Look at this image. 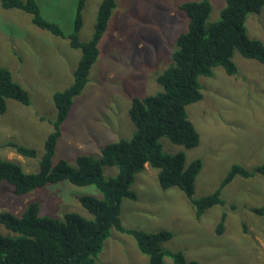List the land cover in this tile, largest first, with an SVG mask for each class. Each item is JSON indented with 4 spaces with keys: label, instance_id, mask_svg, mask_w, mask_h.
I'll return each mask as SVG.
<instances>
[{
    "label": "rangeland",
    "instance_id": "rangeland-1",
    "mask_svg": "<svg viewBox=\"0 0 264 264\" xmlns=\"http://www.w3.org/2000/svg\"><path fill=\"white\" fill-rule=\"evenodd\" d=\"M43 15L72 32L78 0H37ZM102 0H85L82 9V41L94 32L98 6ZM186 0H116L107 28L100 40V53L90 69L89 81L76 98L62 124L55 160L64 157L75 163L77 154L99 156L104 144L130 138L135 130L128 109L132 98L145 97L162 89L157 75L173 63L172 51L179 34L186 30L188 17L179 5ZM209 20L220 18L225 0H211ZM248 34L264 42V7L246 21ZM80 48L68 37L41 29L32 15L22 9L5 8L0 2V66L6 65L13 77L30 94L23 105L8 101L0 114V154L37 171L44 141L53 130L57 115L54 93L69 86L81 58ZM238 70L228 74L222 66L212 76L201 75L203 98L188 105L190 119L200 134L193 148L161 138L163 151L186 152L187 163L201 158L203 168L196 181L195 196L211 194L219 187L234 163L254 168L264 163V64L246 59L238 52ZM15 141L37 149L36 157H26L8 143ZM116 166L103 164L105 176H114ZM133 188L137 199L124 198L122 221L126 227L148 231L168 229L173 237L164 248L182 250L188 259L201 264H264V175H237L222 189L224 204H217L196 217L195 208L178 187L163 189L158 169L146 164L137 173ZM13 185L0 184V211L22 212L31 201L40 202L41 215L62 217L66 211L94 216L77 196H101L93 185L80 186L60 181L17 195ZM225 213V229L217 226ZM10 231L0 223V233ZM99 264H148L130 234L113 228L98 257ZM164 264H175L169 256Z\"/></svg>",
    "mask_w": 264,
    "mask_h": 264
},
{
    "label": "trees",
    "instance_id": "trees-1",
    "mask_svg": "<svg viewBox=\"0 0 264 264\" xmlns=\"http://www.w3.org/2000/svg\"><path fill=\"white\" fill-rule=\"evenodd\" d=\"M84 1L78 0L73 30L67 35L58 23L43 15L37 0H0L5 8L30 13L37 27L68 37L71 46L82 51L72 83L54 93L57 115L52 121L54 128L44 141L39 169L27 172L20 163L0 154V184L8 182L17 195H23L49 184L69 181L80 186L93 185L101 194L77 196L93 218L76 211H66L62 217L41 215L39 201L29 202L19 214L10 210L0 211V223L10 231L0 233V264H99L98 257L113 228L133 236L138 249L148 257V264H164L165 256L171 257L175 264H201L196 259H188L182 250L163 247L162 243L173 237L171 230L148 231L126 227L121 216L122 202L124 198L137 199L133 183L146 164L158 169V181L163 189L178 187L185 193L195 208L197 218L212 206L225 203L222 189L237 175H264V163L254 168L234 163L216 191L196 197L202 159L197 157L187 163L184 150L164 152L161 142V138L166 136L186 148L199 145L200 134L189 117L187 107L203 98L201 75L212 76L218 66L230 75L236 74V52L264 64V42L251 37L246 26L249 15L262 10L264 0H225L220 18L216 20H209L213 8L211 0L182 2L179 7L188 17V24L177 37L172 51L173 63L156 77L162 89L145 97L132 98L128 112L135 125L133 135L104 144L99 156L79 153L72 164L64 157L54 158L62 135L61 126L89 81L90 69L100 53V40L116 7V0H102L93 35L82 41L80 30ZM10 99L23 105L31 102L29 91L13 77L11 69L3 65L0 66V114L7 111ZM8 144L26 157L38 154L32 146L15 141ZM103 164L116 166L117 174L105 176ZM254 210L264 213L263 207ZM224 221L225 213L217 226L219 234L224 232Z\"/></svg>",
    "mask_w": 264,
    "mask_h": 264
}]
</instances>
